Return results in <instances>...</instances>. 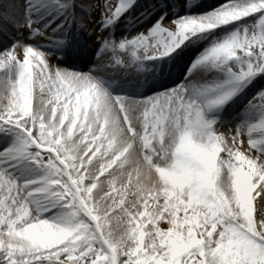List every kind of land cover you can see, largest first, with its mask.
Masks as SVG:
<instances>
[{
    "label": "snow or ice",
    "instance_id": "snow-or-ice-1",
    "mask_svg": "<svg viewBox=\"0 0 264 264\" xmlns=\"http://www.w3.org/2000/svg\"><path fill=\"white\" fill-rule=\"evenodd\" d=\"M0 264H264V0H0Z\"/></svg>",
    "mask_w": 264,
    "mask_h": 264
},
{
    "label": "rangeland",
    "instance_id": "rangeland-1",
    "mask_svg": "<svg viewBox=\"0 0 264 264\" xmlns=\"http://www.w3.org/2000/svg\"><path fill=\"white\" fill-rule=\"evenodd\" d=\"M217 2V0H210V1H207V0H204V3L205 4H213V3H216ZM222 3V2H221Z\"/></svg>",
    "mask_w": 264,
    "mask_h": 264
},
{
    "label": "bare ground",
    "instance_id": "bare-ground-1",
    "mask_svg": "<svg viewBox=\"0 0 264 264\" xmlns=\"http://www.w3.org/2000/svg\"><path fill=\"white\" fill-rule=\"evenodd\" d=\"M221 2H224V0H217L216 3L210 4V5H218V4H220Z\"/></svg>",
    "mask_w": 264,
    "mask_h": 264
}]
</instances>
